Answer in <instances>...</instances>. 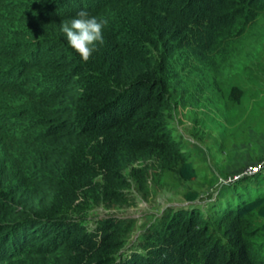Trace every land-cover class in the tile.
<instances>
[{
    "label": "trees",
    "instance_id": "obj_1",
    "mask_svg": "<svg viewBox=\"0 0 264 264\" xmlns=\"http://www.w3.org/2000/svg\"><path fill=\"white\" fill-rule=\"evenodd\" d=\"M82 9L108 19L88 62L61 30ZM261 26L264 0H0V264H264L262 191L218 196L210 213L168 208L130 254L133 219L78 215L134 203L150 178L140 160L197 178L170 72L191 56L201 66L187 72H225L252 57ZM243 93L232 87L233 104Z\"/></svg>",
    "mask_w": 264,
    "mask_h": 264
},
{
    "label": "rangeland",
    "instance_id": "obj_2",
    "mask_svg": "<svg viewBox=\"0 0 264 264\" xmlns=\"http://www.w3.org/2000/svg\"><path fill=\"white\" fill-rule=\"evenodd\" d=\"M258 30L257 37L263 40L258 48L254 44L252 57L235 60L225 72H187L194 65L192 62L201 66L193 56L189 58L191 61L178 58L177 72H170L171 91L179 103L172 126L182 134L184 149L194 163L197 178L182 182L153 160H140L137 164L150 167V178L145 190L138 191L136 185L130 189L134 203L120 208L87 207L89 211L78 213L79 219L88 217L89 222L85 223L91 227L95 226L92 218L133 219L135 229L129 234L126 248L130 254L142 242L140 235L168 208L201 204L210 213L205 203L218 196L227 195L223 205L229 201L236 205L242 199L264 192L263 175L231 185L247 175L245 171L251 165L264 161V27ZM197 84H201L200 88ZM233 86L244 92L239 105L230 100ZM183 98H187L185 103L181 102ZM257 105L261 107L254 113L253 107ZM237 187L238 192L231 196L229 192ZM191 189L200 192L195 203H189L185 197Z\"/></svg>",
    "mask_w": 264,
    "mask_h": 264
},
{
    "label": "clouds",
    "instance_id": "obj_3",
    "mask_svg": "<svg viewBox=\"0 0 264 264\" xmlns=\"http://www.w3.org/2000/svg\"><path fill=\"white\" fill-rule=\"evenodd\" d=\"M108 24L107 18L91 16L87 10H80L75 18L62 22L61 30L67 42L83 59L88 62L98 45L104 43L103 30Z\"/></svg>",
    "mask_w": 264,
    "mask_h": 264
},
{
    "label": "built area",
    "instance_id": "obj_4",
    "mask_svg": "<svg viewBox=\"0 0 264 264\" xmlns=\"http://www.w3.org/2000/svg\"><path fill=\"white\" fill-rule=\"evenodd\" d=\"M264 169V161L263 162H257L253 165H251L246 171V174H256L258 172H261Z\"/></svg>",
    "mask_w": 264,
    "mask_h": 264
}]
</instances>
